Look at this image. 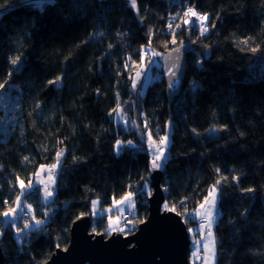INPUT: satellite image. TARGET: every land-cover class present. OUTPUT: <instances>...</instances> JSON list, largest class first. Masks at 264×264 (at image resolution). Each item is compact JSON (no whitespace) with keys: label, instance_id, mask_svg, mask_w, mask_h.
I'll list each match as a JSON object with an SVG mask.
<instances>
[{"label":"trees","instance_id":"16d2710c","mask_svg":"<svg viewBox=\"0 0 264 264\" xmlns=\"http://www.w3.org/2000/svg\"><path fill=\"white\" fill-rule=\"evenodd\" d=\"M34 3L0 0V213L15 207L20 180L27 185L60 148L65 153L53 210L44 216L39 186L24 197L33 206L25 222L34 214L41 225L20 242L0 215L4 264H44L68 245L82 213L92 231L110 234L107 214L92 213L94 199L103 209L133 193L125 233L133 232L148 215L146 186L156 171L148 132L159 144L168 125L159 169L164 208L174 207L190 227V213L220 180L216 264H264V0H137L139 12L128 0H56L43 11ZM187 7L209 14L203 35L198 25L176 28L184 17H172ZM183 39L192 48L169 105L161 57ZM143 49H154L160 63H151L154 76L142 94L132 80L149 63ZM17 55L22 67L10 63ZM117 104L126 123L114 117ZM117 140L133 146L117 152ZM248 188L254 191H242Z\"/></svg>","mask_w":264,"mask_h":264},{"label":"water","instance_id":"95a60500","mask_svg":"<svg viewBox=\"0 0 264 264\" xmlns=\"http://www.w3.org/2000/svg\"><path fill=\"white\" fill-rule=\"evenodd\" d=\"M191 48L192 43L183 39L162 53L169 105L182 89L186 55ZM170 82H173L172 88H169ZM150 185L148 215L133 232L97 233L92 231L91 216L81 215L71 224L68 245L56 248L44 264H191L190 232L179 213L164 208L165 190L160 170L150 175ZM0 264H4L1 244Z\"/></svg>","mask_w":264,"mask_h":264},{"label":"snow or ice","instance_id":"6c2138e0","mask_svg":"<svg viewBox=\"0 0 264 264\" xmlns=\"http://www.w3.org/2000/svg\"><path fill=\"white\" fill-rule=\"evenodd\" d=\"M31 2V0H29ZM56 0H35V3L33 6H39L41 8V11H43V5H54ZM128 3L131 8L136 9L137 12H139V8L137 6V0H128ZM74 7H79L77 5H73ZM4 7L3 5H0V8ZM182 17L186 18L182 20V24H177L176 28H180L182 26H189L191 29V26L198 25L200 34L203 35L205 32L208 31V21H209V14L208 13H199L195 10V7H187L185 11L181 13H177L176 16L172 17V19H177ZM215 25L213 24V27ZM169 29H172V24L169 23L168 25ZM175 42V41H173ZM243 43H248V40H244ZM111 47V45L109 46ZM146 51V49H143ZM179 51V50H177ZM251 51L255 52L257 51L256 48H252ZM153 55H158V53H153ZM11 65L16 66L18 63H20V66L22 67L21 62V56L17 55L14 58L10 60ZM16 71H19V68L15 69ZM172 76H175V73H171ZM11 75V71L9 73ZM137 77H140L142 75L141 72H137ZM60 77H57L55 81H49V84H56V81H58ZM7 83V82H6ZM137 86L136 79L132 80V87L135 89ZM173 82L169 83V88H172ZM5 85H0V89L4 88ZM39 107V105H37ZM121 109L120 105L117 104V107L112 110L113 113H116L119 115ZM112 113H110L111 115ZM132 123H135L133 121ZM145 128H147V124L145 123ZM195 131V130H193ZM170 140L169 136L165 134L164 136L159 138V144H157L152 139V133L148 132V148L152 150L153 159L151 162V169L152 170H159L163 167L162 161L166 159V150L168 147ZM116 144V150L117 152L122 151L127 146H133V141H121L117 140L115 142ZM63 150L58 151L56 153V163L52 164L50 168H48V182L45 183L43 179H40L41 173L45 170V165L40 166V170L35 173V176L37 177V183L44 186L45 193H44V200L47 201L50 197L54 195L53 191H49L50 186H54L56 184V180L54 178V170H56L60 166V157L63 156ZM25 160L28 159V157L24 158ZM217 172L220 170L217 169ZM226 179V178H222ZM233 180H239V177L233 176ZM221 181L217 180L215 184H213L209 191L208 195L204 197V202L199 205L198 208L192 210V213H190L191 218L193 221L196 220L197 217L200 218L199 220V232H197L193 228H189L188 231L190 233H193L194 236L199 235L201 239H197L194 241L195 251L193 252V257L196 259H202L203 264H215L216 261V240L214 237L213 232L211 231V228L213 226L214 217L216 214L217 209V201H218V185H220ZM19 187H20V196L16 198L15 201V207L10 208L8 211H5L3 213H0L5 220V223H11L13 227H15L16 219L19 218V216L22 215H28L30 211H32V205L28 204L26 200H22V197H25L26 194L30 192V190L36 189V184H34L31 180H29V183L26 185L23 180L19 181ZM242 191L247 192H253L254 189L248 188V189H242ZM133 193L129 192L127 193L121 200H113L114 206L120 211L123 212L125 209L121 207L123 204H128L129 207L135 208V203L133 202ZM187 199V198H185ZM5 204H7V201H4ZM98 201H92L93 209L95 210L96 204ZM184 201H181V204H183ZM167 206V205H166ZM171 211H175L176 209L173 207L170 209ZM186 212H188V209H185ZM247 211V210H245ZM93 214L95 215V211H93ZM48 215L47 212L44 213V216L46 217ZM83 215V213L81 214ZM33 220L35 221V224L41 225L43 223L42 220H36L35 215L33 214ZM120 221V217H117L116 220L109 219L108 226L106 229V233L114 232V231H125L123 228H117L115 225H118ZM126 226L128 224H131V221H125ZM31 225L27 222L24 223L23 228H16L17 233H22L25 230L29 229ZM208 229L207 233L205 234L204 230ZM0 236H2V233H0ZM58 246V245H57ZM203 253L202 257L199 255V253Z\"/></svg>","mask_w":264,"mask_h":264},{"label":"rangeland","instance_id":"374dc122","mask_svg":"<svg viewBox=\"0 0 264 264\" xmlns=\"http://www.w3.org/2000/svg\"><path fill=\"white\" fill-rule=\"evenodd\" d=\"M153 53H156V51L154 50V49H152V51H150V55L148 56V62L149 63H147V64H143L142 66H140L139 68H137V70H136V72H135V74H134V77H133V79H136V81H137V86H136V88L138 89V86H140L141 87V92H142V94L143 93H145V91H146V89H147V86H148V84H149V80L152 78V76H154V73H153V71H152V64L151 63H157V64H159L160 62H159V58L156 56V55H153ZM161 63H162V61H161ZM137 72H141L142 73V75L140 76V77H137ZM254 75H257L256 73H254ZM117 107V106H116ZM120 109H121V106H120ZM121 113H122V109H121V111H120V113H119V115H117L116 113H114V117H115V119H116V121L118 122V123H126V121H125V117L122 115L121 116ZM167 135L169 136L170 135V126L168 125V131H167ZM146 143H147V146H148V140L146 141ZM144 144V143H143ZM158 144V143H157ZM61 150H63V153H65V148H60L59 149V151H61ZM150 150V149H149ZM150 152H151V154H152V150H150ZM64 155V154H63ZM152 157H153V155H152ZM60 159H61V157H60ZM164 161V160H163ZM163 161H162V164H163ZM56 163V162H55ZM54 164V163H53ZM52 165V164H51ZM50 165V166H51ZM49 166V167H50ZM57 170V169H56ZM56 170H54V178H55V180H56V178H57V174H58V170H57V172H56ZM43 180L45 181V183H47L48 182V176H44L43 177ZM55 185L54 186H50L49 187V191H53V193L55 194ZM210 189V188H209ZM146 190H147V192H149V193H151V186H149V185H147L146 186ZM40 191H41V199H42V201L45 203V204H47V209H46V212L49 214L52 210H53V205H52V201H53V197H54V195L52 196V197H50L47 201H45L44 200V193H45V189H44V186L43 185H41L40 184ZM209 191V190H208ZM207 195H208V193H207ZM206 195V196H207ZM218 197H219V189H218ZM122 198H120V199H118L117 201H119V200H121ZM133 202H134V196H133ZM94 201H98V203L96 204V207H95V210L93 209V206H92V213H93V211H95V217H97V216H99L101 213H106L107 214V225H106V228H105V231H106V229H107V226H108V222H109V219L111 218L112 220H116V218L117 217H120V221H119V224L118 225H115L118 229L119 228H123V229H125V231H123L122 233H125L126 232V230H127V228H128V226L129 225H127L126 226V224L125 223H123L122 222V218H121V216H122V214L123 213H125L128 209H130L131 207H129V205L128 204H123L121 207H123L125 210L123 211V212H120L115 206H114V204L112 203L111 204V206H108V207H106V208H101L100 207V204H99V200L98 199H94ZM204 202V199H203V201L202 202H200L199 203V205L201 204V203H203ZM218 203H219V198H218V201H217V209H216V214H215V217H214V221H213V226H212V228H211V231L213 232V234H214V237H215V232H214V226H215V224H216V221H217V219H218V216H219V213H220V211H219V207H218ZM28 204H30V203H28ZM199 205H198V207H199ZM197 207V208H198ZM131 209H134V208H131ZM31 213H33V206H32V211H30ZM35 219L36 220H41L40 218H36L35 217ZM199 220H200V218L199 217H197L196 218V222L195 223H193V224H190V227H188V229L189 228H193V229H195L197 232H199ZM28 221V220H27ZM42 221H43V219H42ZM24 223H25V221H23ZM30 225H31V227H33V226H35L36 224H35V221L32 219V220H29V222H28ZM17 225H18V218H17ZM188 226V225H187ZM207 231H208V229H205L204 230V232H205V234L207 233ZM114 232H121V231H119V230H117V231H114ZM110 233H112V232H110ZM190 238H191V246H190V251H191V253H190V262H191V264H198L197 262L199 261V260H202V259H196L195 257H193V252L196 250L195 249V246H194V241L195 240H197V239H201V237L199 236V235H196V236H194L193 235V233H190ZM17 239L20 241V239L18 238V236H17ZM215 240H216V237H215ZM199 255H201V257H202V255H203V253L201 252V253H199ZM216 260H217V251H216ZM215 264H216V261H215Z\"/></svg>","mask_w":264,"mask_h":264},{"label":"built area","instance_id":"2783aa9c","mask_svg":"<svg viewBox=\"0 0 264 264\" xmlns=\"http://www.w3.org/2000/svg\"><path fill=\"white\" fill-rule=\"evenodd\" d=\"M196 10V9H195ZM197 11V10H196ZM184 19H186V18H184ZM150 51H152V49H149V50H146L144 53L147 55V56H149L150 55ZM30 213H28V215H20L19 216V218H18V225L20 224V223H22L23 221H26V220H28L29 218H30ZM133 217H134V212H133V209H129V210H127L125 213H123L122 214V216H121V218H122V220L123 221H131L132 219H133ZM198 264H203V260H199L198 262H197Z\"/></svg>","mask_w":264,"mask_h":264},{"label":"crops","instance_id":"0c3cea01","mask_svg":"<svg viewBox=\"0 0 264 264\" xmlns=\"http://www.w3.org/2000/svg\"><path fill=\"white\" fill-rule=\"evenodd\" d=\"M50 165H48V166H45V170H44V172L43 173H41V176H40V179H43V177L44 176H48V168H50L49 167ZM59 168V167H58ZM58 168H57V170H58ZM40 170V168L37 170V172ZM57 170H56V172H57ZM34 184H36V186H39L40 187V184H38L37 183V177L34 175V178H33V181H32ZM22 200H24V197H22L21 198ZM4 220H5V218H4ZM5 223V222H4ZM5 224H7V223H5ZM11 224V223H10ZM12 225V224H11ZM15 230H16V228H20V227H18V225H17V219H16V222H15ZM28 230V229H27ZM27 230H25L24 232H22V233H17L16 232V236H18V238L20 239V242H22L23 241V239H24V237H25V235H26V232H27Z\"/></svg>","mask_w":264,"mask_h":264}]
</instances>
